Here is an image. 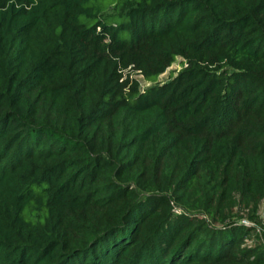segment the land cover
<instances>
[{
    "label": "trees",
    "instance_id": "trees-1",
    "mask_svg": "<svg viewBox=\"0 0 264 264\" xmlns=\"http://www.w3.org/2000/svg\"><path fill=\"white\" fill-rule=\"evenodd\" d=\"M263 205L264 0H0V264H264Z\"/></svg>",
    "mask_w": 264,
    "mask_h": 264
},
{
    "label": "rangeland",
    "instance_id": "rangeland-1",
    "mask_svg": "<svg viewBox=\"0 0 264 264\" xmlns=\"http://www.w3.org/2000/svg\"><path fill=\"white\" fill-rule=\"evenodd\" d=\"M182 59H179L178 62H176L172 67H170L163 75H161L158 80L157 83H164L169 81L172 77H174L178 71H180L182 69V64H181ZM133 77L135 79H137L140 83L141 89L142 90H146L150 87H152L153 85H155V83H149L146 82L144 80V78L139 75V74H133ZM262 215L264 216V205L262 207Z\"/></svg>",
    "mask_w": 264,
    "mask_h": 264
}]
</instances>
